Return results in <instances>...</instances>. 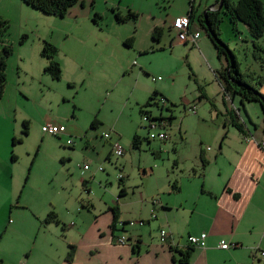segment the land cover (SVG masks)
I'll return each mask as SVG.
<instances>
[{
  "label": "rangeland",
  "instance_id": "rangeland-1",
  "mask_svg": "<svg viewBox=\"0 0 264 264\" xmlns=\"http://www.w3.org/2000/svg\"><path fill=\"white\" fill-rule=\"evenodd\" d=\"M188 1L79 0L66 14L55 16L21 0H0V18L8 23L5 43L11 48L0 99L11 117L19 119L20 124L26 121L27 129L25 135L12 137L17 141L11 151L16 157L13 166L19 188L15 197L19 198L6 203L4 227L0 224V264L52 263L58 246L76 241L79 228H88L110 202L130 213L129 220L134 221V211L143 206V201L157 196L156 191L169 188L173 180L186 182L182 174L187 167L192 168L199 148L217 153V143L207 140V136L215 139L225 133L229 141L238 133L232 123L227 130L217 128L218 123L206 116L200 126L189 122V118L201 113L192 101L195 87L202 86L196 77L213 78L210 68L217 59L201 26L200 37L208 44L202 52L195 46L190 50L188 44L175 38L173 29L168 30L174 17L186 14ZM215 3L216 0H192L196 26L197 16ZM128 11L136 13L135 17L127 15ZM221 16L225 15L220 12ZM155 25L163 30L157 42L150 39ZM238 25L241 40L225 19L219 23V38L235 48L240 71H260L258 59L264 56L252 55L246 27L241 22ZM129 36L133 39L127 45L123 40ZM44 41L56 48L53 59L60 68L58 78L44 70L47 59L40 53ZM152 87L180 97L171 96L175 107L165 101L167 106L160 108V102L152 99L142 108L144 114L149 111L151 117L164 118V123L168 109L173 115L169 125L166 122L162 129H153L164 130L167 138L147 142L142 139L147 138L146 122L141 120L137 106L146 100ZM207 88H215V83L208 82ZM206 102L210 105L209 100ZM190 105H194V113L188 109ZM94 116L98 124L91 128ZM45 123L63 125L66 135L42 132L40 125ZM180 123L181 130L186 131L178 134ZM103 133L121 145L122 155L111 152L109 159L105 158L110 147ZM134 133L141 137L139 148L131 146ZM69 140L71 144L66 145ZM219 160L209 163L211 174H217ZM83 164L89 168L82 169ZM202 165L205 163L198 168ZM118 173L122 174L121 180ZM120 184L125 194L117 196ZM31 210L39 215L53 211L58 223L44 222L45 215L37 217ZM3 216L0 211V221ZM119 231L118 228L114 233ZM255 256L260 258L258 252ZM236 258L234 264H249L246 252L240 251ZM255 264L263 263L260 260Z\"/></svg>",
  "mask_w": 264,
  "mask_h": 264
},
{
  "label": "crops",
  "instance_id": "crops-1",
  "mask_svg": "<svg viewBox=\"0 0 264 264\" xmlns=\"http://www.w3.org/2000/svg\"><path fill=\"white\" fill-rule=\"evenodd\" d=\"M261 1L263 5L264 0ZM223 19L229 22L226 16H221L220 22ZM193 21L194 17L190 22V27L199 28V24L196 26ZM238 22L240 21L234 23L235 32L239 28ZM170 29L172 28L169 25L168 30ZM235 37L241 40L238 32ZM132 39L125 44H130ZM243 40L248 43L246 38ZM124 41L125 39L123 43ZM224 42L229 47L228 42ZM249 42L251 43L250 37ZM182 43L188 44L190 50L195 46L200 52L203 51L202 48L205 50L208 45L206 40L200 37V34L196 45L190 42ZM255 43L264 46V31L262 36L255 40ZM212 47L217 59V64L210 68L214 76L212 78L211 75L208 77L197 75L198 85L200 81L202 86L201 88L200 85L195 87L192 101L196 103L198 112L201 111V113L189 118V122H196L200 126L206 116L209 117V120L218 123L217 128L223 126L227 130L234 118L241 123L242 131L233 134L229 141L226 139L225 133L215 139L207 136V140L217 143L219 148L217 153L214 151L206 153L199 148L197 154L194 155L192 168L187 167L185 173L182 174V177L187 179L186 182L173 180L169 188L156 191V198H151L149 202L143 201V206H139L134 211V221L129 220L130 213L122 211L112 202L108 203V209L95 216L88 228H79L80 235L76 241H67L66 246H58L54 253V261L50 264H234L240 251L246 252L249 264H255L262 260L255 256L256 253H252V248L256 245L259 248L260 246L264 247V145L260 144L264 141V112L260 105L253 104L256 102L241 99L240 95L234 93L233 90L231 92V89L223 90L226 83L217 72L224 69L226 60L223 55L216 56L214 46ZM229 48L234 52V47ZM258 60L261 63V70L253 72L255 75L263 77L259 91L264 95V59L259 57ZM159 78V76L151 77V80ZM208 82H214L215 88L208 89ZM149 90H151L150 93L153 90L156 91L153 99L158 100L159 97H162L171 107L176 106V102L171 99V96L180 97H178L179 94L175 95L172 92L167 95L157 87H152ZM146 100L137 106L139 114L142 112ZM206 100L210 101L211 106L207 104ZM191 106L194 107V105H190L188 109ZM167 111L169 115L165 123L167 122L169 125V120L173 115L170 109ZM19 121L16 117H11L10 111L3 107L0 99V211L4 212L0 224L3 227L6 203L11 204L12 198L15 197L19 188L17 185L18 173L13 166L16 157L11 151L14 144L17 143V141H13L12 137L21 133ZM97 124L98 120L96 119L94 127L91 128H95ZM183 130H181L180 123L177 133L180 134ZM62 135H66L65 130L58 134V136ZM106 138H108L107 143L110 148L104 156L109 159L112 139L109 135ZM138 138L140 140L141 137L138 136ZM142 139L147 142L150 140L146 137H142ZM140 144L141 140L139 146ZM224 148L226 150H223ZM201 158L205 160V165L198 168L202 164L200 163ZM218 158L221 160H219L217 174H211L207 167L210 162L217 163ZM121 168H123L122 164ZM26 179L27 173L23 183ZM81 183L84 184L85 180H81ZM120 185L125 192L124 185ZM18 194H20V190ZM15 198L17 200L19 195ZM17 203L19 202L17 201ZM113 207L116 220L111 228ZM32 213L37 217L45 215H39L35 211ZM151 213L154 214V217H151ZM118 228L121 231L118 234L114 233ZM160 230L165 231L163 240L159 237ZM200 232L206 234L203 247L189 245L186 237L197 235ZM120 234L126 237L127 243H116L115 239ZM219 239H224L235 245L226 249L219 248L217 246ZM69 245L73 246V250L70 260H66L65 255ZM186 251H189L186 260L181 262ZM49 258L50 255L45 257L46 262L49 261ZM262 263L264 264V259Z\"/></svg>",
  "mask_w": 264,
  "mask_h": 264
},
{
  "label": "trees",
  "instance_id": "trees-1",
  "mask_svg": "<svg viewBox=\"0 0 264 264\" xmlns=\"http://www.w3.org/2000/svg\"><path fill=\"white\" fill-rule=\"evenodd\" d=\"M27 5L41 11L42 13L63 16L68 12V9L77 3L79 0H21ZM189 8L186 12L188 19L191 22L193 19V6L192 0H189ZM217 2V0H216ZM225 15L230 23L231 29L235 31L234 23L240 21L246 26L249 37L251 38L252 44V55L256 58L261 54L264 56V46H259L255 43V40L262 36L264 31V15H263V5L261 0H221V6L218 9L214 10H204L202 14L197 16V22L206 33L207 37L212 42L214 49L216 51V56L223 55L226 60V65L224 69L220 72H217L221 78L226 83V86L223 87L224 91L231 89L230 91L238 93L241 99L246 101H257L264 112V95L259 91V86L262 82L263 77L260 75H255L253 71H240L238 67V61L236 60L233 49L228 48V46L223 43L219 38V23L220 17L219 13ZM127 15L135 17L136 13L128 11ZM118 20H122V17L116 16ZM174 19V18H173ZM203 20L207 23V29L203 27ZM8 31V23L5 19L0 18V98L3 93L4 84H5V61L6 58L11 53L10 46L5 43V36ZM162 27L153 26L151 29L150 37L153 40L158 41L162 35ZM132 37L129 36L125 39L124 43L131 41ZM56 51V48L51 45L49 42H45L41 48V55L46 57L47 64L44 70L52 77L58 78L60 74V68L58 62L53 59V55ZM227 56L230 58V62L227 59ZM231 79L235 86L227 80ZM238 85V86H237ZM156 91L153 90L149 94L146 102L143 106L148 105L150 100L153 99ZM95 117L92 118L89 126L94 127ZM23 128L20 130L21 134L25 135L27 133L26 121L21 122ZM232 124L235 128L241 132V123L238 121H232ZM140 140L136 134L132 135L131 145L132 147L137 148L139 146ZM205 160L201 158V163L204 164ZM121 180V179H118ZM124 190L122 185H119L118 196L124 195ZM113 210V216L110 222V227L113 228L114 222L116 220V213ZM44 222L54 221L58 223L56 214L53 211H48L43 217ZM73 246L69 245V249L66 252L65 259L70 260ZM189 251L184 252L181 262L186 260V255Z\"/></svg>",
  "mask_w": 264,
  "mask_h": 264
},
{
  "label": "built area",
  "instance_id": "built-area-1",
  "mask_svg": "<svg viewBox=\"0 0 264 264\" xmlns=\"http://www.w3.org/2000/svg\"><path fill=\"white\" fill-rule=\"evenodd\" d=\"M170 27L175 31V38L178 39L181 42H190L191 44L196 45V40L199 36V28H191L190 27V21L188 19V15H181L178 17H175L172 22L170 23ZM157 100V99H155ZM160 102V108L165 105V100L162 97H159L158 100ZM156 103V101H155ZM157 104V103H156ZM190 111L193 113L194 112V107H190ZM145 112H141V120L146 122V131H147V139H158V140H165L167 138V133L164 130H158L156 132H153L154 128H160L162 129L165 125L164 119L161 118H155L151 117L150 114H144ZM65 130V127L61 124L56 125V124H50V123H45L41 126V131L42 132H48L51 133L52 135H58L60 133H63ZM108 136L107 133H103L102 137L106 138ZM71 143V141H67L66 144ZM260 144L264 145V141H262ZM111 152L115 156H120L122 155V147L121 145L115 140L111 143ZM88 165L83 164L82 169H87ZM98 170H102L100 166L97 167ZM117 178L121 179L122 174L118 173ZM151 217H154V214L151 213ZM165 236V231L160 230L159 231V237L161 240L164 239ZM206 237L205 232H200L197 235H188L186 237V240L189 245L191 246H198V247H203L204 245V239ZM116 243L117 244H125L127 243L126 237L123 234H120L116 237ZM235 244L231 242H227L224 239H219L217 246L222 249H226L228 247H234ZM259 253L260 258L263 260L264 259V251L261 250L257 245L252 248V253Z\"/></svg>",
  "mask_w": 264,
  "mask_h": 264
},
{
  "label": "water",
  "instance_id": "water-1",
  "mask_svg": "<svg viewBox=\"0 0 264 264\" xmlns=\"http://www.w3.org/2000/svg\"><path fill=\"white\" fill-rule=\"evenodd\" d=\"M221 6V0H217V2L215 4H213L211 7L207 8L206 10H214V9H218ZM203 27L207 29V23L205 20H203L202 22ZM228 61L230 62V58L227 56ZM228 81H232L231 79L227 78Z\"/></svg>",
  "mask_w": 264,
  "mask_h": 264
}]
</instances>
